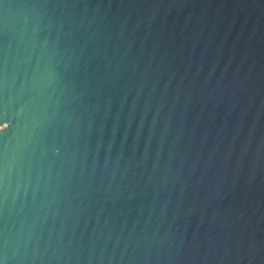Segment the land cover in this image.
<instances>
[{
	"label": "water",
	"instance_id": "obj_1",
	"mask_svg": "<svg viewBox=\"0 0 264 264\" xmlns=\"http://www.w3.org/2000/svg\"><path fill=\"white\" fill-rule=\"evenodd\" d=\"M0 264H264V0H0Z\"/></svg>",
	"mask_w": 264,
	"mask_h": 264
}]
</instances>
